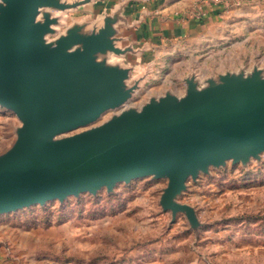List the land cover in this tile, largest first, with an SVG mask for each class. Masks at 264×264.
Segmentation results:
<instances>
[{
  "label": "water",
  "instance_id": "obj_1",
  "mask_svg": "<svg viewBox=\"0 0 264 264\" xmlns=\"http://www.w3.org/2000/svg\"><path fill=\"white\" fill-rule=\"evenodd\" d=\"M96 1L104 0H0V108L22 124L0 156V215L147 177L169 180L165 211L191 214L177 201L189 179L264 153L260 70L203 89L191 81L183 98L126 110L135 67L123 59L136 52L119 33L124 6L48 41L52 21L39 22L43 9L89 11ZM118 109L108 122L67 136Z\"/></svg>",
  "mask_w": 264,
  "mask_h": 264
},
{
  "label": "rangeland",
  "instance_id": "obj_2",
  "mask_svg": "<svg viewBox=\"0 0 264 264\" xmlns=\"http://www.w3.org/2000/svg\"><path fill=\"white\" fill-rule=\"evenodd\" d=\"M239 11H247L251 27H242L225 46L133 69L124 109L140 110L166 95L183 98L191 81L203 89L228 74L246 77L260 70L264 76V0ZM85 15L81 8H48L38 20L52 21L48 41L53 42L82 24ZM124 109L107 111L67 136L100 126ZM21 126L14 113L0 108V156L12 148ZM168 185V179L147 177L118 184L112 192L102 189L0 215V264H264V153L189 179L177 201L191 214L174 216L162 208Z\"/></svg>",
  "mask_w": 264,
  "mask_h": 264
},
{
  "label": "crops",
  "instance_id": "obj_3",
  "mask_svg": "<svg viewBox=\"0 0 264 264\" xmlns=\"http://www.w3.org/2000/svg\"><path fill=\"white\" fill-rule=\"evenodd\" d=\"M253 3L254 0H104L84 11V18L112 14L124 6L127 25L119 33L123 45L132 46L136 53L123 62L144 70L187 51L225 46L244 31L242 27H251L253 20L239 8ZM197 8L202 9V17L196 16Z\"/></svg>",
  "mask_w": 264,
  "mask_h": 264
},
{
  "label": "built area",
  "instance_id": "obj_4",
  "mask_svg": "<svg viewBox=\"0 0 264 264\" xmlns=\"http://www.w3.org/2000/svg\"><path fill=\"white\" fill-rule=\"evenodd\" d=\"M196 16L202 17L203 15L201 16V14H200V12H199V13H196Z\"/></svg>",
  "mask_w": 264,
  "mask_h": 264
}]
</instances>
